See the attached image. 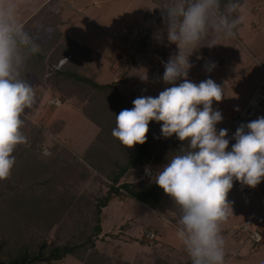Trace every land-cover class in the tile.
I'll return each mask as SVG.
<instances>
[{
  "label": "rangeland",
  "instance_id": "1",
  "mask_svg": "<svg viewBox=\"0 0 264 264\" xmlns=\"http://www.w3.org/2000/svg\"><path fill=\"white\" fill-rule=\"evenodd\" d=\"M42 1L15 0L20 21L35 13ZM74 1L53 0L54 7L58 4L67 7L69 11L64 14L62 9L56 13L53 4L43 5L37 18L39 24L36 22L38 26L26 29L33 32L34 35H30L33 39L36 37V42L39 41L40 51L29 57L22 72L23 78L33 85L35 93L34 104L22 114V132L30 144V137L37 134L39 127L51 128L44 145H39V155L31 151L27 157L33 164L46 163V158L59 150V144L63 141L74 152L81 153L99 130L76 106L82 99H88L90 94L85 93L87 90L81 91L73 81L66 79L59 71L52 70L50 65L56 66L61 59L65 62L69 60L65 65L67 69L77 68L82 74L100 82L116 80L121 91L126 94L134 93L137 97L157 96L164 88L171 86L161 78L164 72L162 61H167L170 55L178 51L177 45H171L167 50V45L164 44L162 49L158 48L151 33V28L156 27L159 33H163V38H166L163 21L165 10L160 7L164 0H158L157 4L152 0ZM147 8L151 9L150 12L156 19L142 18ZM239 14L243 17L242 24L234 29L232 36L218 35L210 30L189 56L191 67L187 79L199 83L209 77H223L220 85L227 90L220 101H213L216 109H226L231 99H234L235 104L243 103V99H250L255 83L264 75V0H240ZM150 23L151 27L142 28ZM137 24L139 26H134ZM48 26L53 27L51 32L46 31ZM145 31H149L148 39L154 43L150 47L143 44L145 49L138 48L136 41ZM123 37L128 38L129 48L123 44ZM209 62H215L211 71L206 68ZM232 79H236L238 83L228 84ZM80 93L84 97H80ZM234 114H224V123L219 122L216 127L226 128L229 117ZM58 119L65 121L64 126L57 122ZM162 123L163 121L154 120L149 122L148 132L153 138L160 137ZM45 149L47 155L44 154ZM65 159L61 155L57 160ZM57 160L49 161L50 172L54 177L58 176L55 173ZM65 166L63 178L68 185L71 181L69 158ZM150 168L155 171V168ZM51 182H45L41 177L33 184L26 179L17 182L20 188L16 192H21V196H28L25 193L31 189V192H36L33 194L34 199L51 201L54 208L61 209L62 213L51 224L53 227H49L47 222H38L37 219L31 222L33 226L31 223V226H23L25 232L17 240L28 254L22 259V263L28 262L31 257L35 260L37 249L43 246L41 242H61L62 234H66L63 227L74 221L75 210L69 202L71 193H65L66 196L61 194L62 188L58 181ZM260 185L252 187L234 180L233 187L227 194L226 199L230 202L229 215L219 226L224 240L225 264H264V243L250 238L253 229H257L264 238V188ZM101 216L102 233L97 237L96 245L106 250V264H133L137 258H143L141 264L152 263L156 259V254L153 253L155 242L175 248L174 262L187 260L189 257L185 248L182 250L184 246L176 235L178 228L160 213H152L151 209L140 202L128 199L123 203L113 199L108 207L102 208ZM238 229L245 234L241 239L235 236ZM73 234H70L71 239ZM39 258L36 264H86V255L78 258L71 253L53 259L46 255H40ZM113 258L117 262L111 261ZM22 263L21 260L9 262L0 256V264Z\"/></svg>",
  "mask_w": 264,
  "mask_h": 264
},
{
  "label": "clouds",
  "instance_id": "2",
  "mask_svg": "<svg viewBox=\"0 0 264 264\" xmlns=\"http://www.w3.org/2000/svg\"><path fill=\"white\" fill-rule=\"evenodd\" d=\"M163 21L168 43L178 51L164 64L162 80L170 87L157 96H138L133 107L115 116L112 135L126 146L147 140L150 121H163L161 135L173 134L187 141L166 164L145 173L170 194L180 208L176 235L191 264H225L220 223L229 215L226 199L233 181L255 187L264 179V115L241 123L228 146V130L216 125L223 120L213 101H220L224 89L211 77L193 82L188 77L189 56L211 30L232 36L243 17L240 0H164ZM163 39V33L157 34ZM40 51L18 17L15 0H0V179L11 174L14 150L27 138L22 132V114L35 101L33 85L22 76L30 56ZM65 63L61 59L55 66ZM215 62L206 65L208 71ZM180 81L176 83V81ZM47 155V149L44 150Z\"/></svg>",
  "mask_w": 264,
  "mask_h": 264
},
{
  "label": "trees",
  "instance_id": "3",
  "mask_svg": "<svg viewBox=\"0 0 264 264\" xmlns=\"http://www.w3.org/2000/svg\"><path fill=\"white\" fill-rule=\"evenodd\" d=\"M153 2L157 4L159 1L153 0ZM40 14L41 12L27 20L23 24L25 29L34 28L36 25L34 23L37 22ZM28 32L34 35L33 32ZM149 35V31L141 33L136 41L138 48L145 49L144 46L153 45L154 42L148 41ZM68 61L59 68L50 66L53 67L52 70L59 71L66 79L73 81L81 91L87 90L85 93L90 94L88 99H82V102L80 101L76 106L99 130L81 153L74 152L63 141L59 144V150H53L54 153L46 158V163L33 164L27 157L31 151L39 155L38 152L41 151L39 145H44L51 128L39 127L37 134L30 137V144L26 140L25 143L16 146L13 153L16 159L11 174L5 179H0V256L9 262L21 260L22 263V259L28 254L17 240L25 232L23 226H31L30 223L37 219L38 222L49 223L51 227V224L62 214L61 209L56 210L51 201L34 199L33 194L36 192H31V189L26 190L25 195L28 194V196L24 197L21 196V192H16L20 188L17 182L23 179L31 184L40 177L48 183L58 181L59 187L62 188L61 194L66 196L67 193H71L72 198L69 202L75 213L72 224L63 227V232L66 234H62L61 242L52 241L49 244L41 242L44 247L37 249L35 260L31 257L28 258V262L22 264H36V261L40 260V255L53 259L67 253L78 258L86 255V264L108 263L106 250L99 248L96 241L102 233L101 210L108 207L113 199L123 201V203L128 199L140 202L160 213L176 228L179 227L178 221L181 214L179 206L174 203L170 194L165 193L154 180L145 174V166L153 167L155 171L160 169L167 163L169 157L187 145V141L179 140L175 134L170 137L160 135L156 139L147 132V140L143 144L136 143L131 147L123 145L118 138L112 135V129L116 124L115 116L121 109L133 107L132 101L137 97L136 94H126L121 91L116 80L100 82L82 74L77 68L67 69L65 65ZM47 62L51 64L49 60ZM79 95L84 97L81 93ZM57 122H61L63 126L65 124L63 119H58ZM61 155L66 159L57 160ZM68 158L71 181L67 185L63 176ZM50 160L51 162L57 160L55 173L61 178L54 177L50 172ZM31 224L33 226V223ZM240 231H236V237ZM71 233H74L72 239ZM156 243L153 251L156 259L146 264H191L190 257L187 260L174 262L175 248ZM84 248L86 250H83ZM142 260L143 258H137L133 264H141ZM111 261L116 260L113 258Z\"/></svg>",
  "mask_w": 264,
  "mask_h": 264
},
{
  "label": "crops",
  "instance_id": "4",
  "mask_svg": "<svg viewBox=\"0 0 264 264\" xmlns=\"http://www.w3.org/2000/svg\"><path fill=\"white\" fill-rule=\"evenodd\" d=\"M153 1V0H152ZM74 2H78V0H75ZM55 3H57L56 1H55ZM55 3H53V0H43L42 1V3L40 4V7H39V9L35 12V13H33L31 16H29L28 18H26L25 20H23V21H21L23 24L27 21V20H29L33 15L35 16V14L37 15V13H39L40 12V9L41 8H43V5H46V4H53V8H54V10L56 11V13H59L60 11H61V9H62V12H63V14H64V12H67V11H69L68 9H67V7H65L64 5H62V4H58L57 6L55 5V7H54V4ZM71 4H74L72 1H71ZM65 8V9H64ZM67 9V10H66ZM150 8H147L146 10H145V12H144V14H143V16H142V18L143 19H151V20H154V19H156V16L155 15H152L151 14V12H150ZM147 14H149V15H147ZM44 18V17H43ZM38 23V22H37ZM36 23V25L38 26V24ZM153 23V22H152ZM152 23H150V24H148L146 27L144 26V27H142V28H149V27H151V25H152ZM240 24H242V22L240 23ZM134 26H139V24H137V25H134ZM47 28V27H46ZM50 28V29H49ZM51 28H53L52 26H48V28L46 29V31H48V32H51L52 30H51ZM54 28H55V26H54ZM124 29L125 28H129V27H123ZM145 29V30H146ZM152 29V36H153V38H154V42L155 43H157L158 44V48H162L161 46L164 44V45H167V47H166V50H167V48L169 47V46H171V45H174L175 47H176V44H173V43H168V41H166V38H163V39H158L157 38V34L159 33L158 32V29L156 28V27H152L151 28ZM43 30H45L44 28H43ZM148 41H149V39H148ZM217 84H219L220 85V81H222L223 80V77H218L217 79H215V78H212ZM259 82H260V80H258L256 83H255V85H254V87H253V92L255 91V89H256V87H257V85L259 84ZM236 83H238V81L236 80V79H232V80H230L229 81V83L228 84H232V85H234V84H236ZM170 85V84H169ZM231 88V87H230ZM224 89V91H226L227 90V88H223ZM253 94V93H252ZM251 94V95H252ZM251 97V96H250ZM248 100L249 99H243V103H239V104H235V102H234V99H231V101H230V104L226 107V109H222L221 107H218V109L221 111V113H222V116L224 115V114H227V113H229V114H233V113H236L238 110H240L241 108H243L244 106H245V104L248 102ZM235 106V107H234ZM261 115H264V112H259L258 113V115H257V117L255 118V119H257L259 116H261ZM224 121L225 120H222V121H220V123H224ZM219 124V123H218ZM217 124V125H218ZM238 185H240V184H238ZM241 186V185H240ZM242 187V186H241ZM260 187L261 188H264V182H263V184L262 185H260ZM243 188V187H242ZM252 189H254V188H252ZM251 189V190H252ZM150 210V209H149ZM151 212L152 213H155L156 214V212H153L152 210H151ZM102 219H103V216H102ZM262 222L264 223V218H262ZM239 230V229H238ZM252 231H257V229H253ZM252 233V232H251ZM260 233V232H259ZM261 234V233H260ZM245 234L242 232V231H240V233L238 234V238L239 239H241L243 236H244ZM262 235V234H261ZM235 236H236V234H235ZM250 238H251V234H250ZM263 243H264V238H263V241H262Z\"/></svg>",
  "mask_w": 264,
  "mask_h": 264
},
{
  "label": "built area",
  "instance_id": "5",
  "mask_svg": "<svg viewBox=\"0 0 264 264\" xmlns=\"http://www.w3.org/2000/svg\"><path fill=\"white\" fill-rule=\"evenodd\" d=\"M116 37H117V34H116ZM122 41L126 47L128 48L130 47V42L128 38L123 37ZM260 111H264V75L261 78L252 96L250 97L248 102L245 104V106L241 108L240 110H238V112L235 113L233 116H230L228 119L229 122L225 129L228 130V138L230 139V143L228 146L229 150H231V144L235 143V140L232 139V134L235 132L236 128L239 127L242 122L246 123L248 121L255 120V118L257 117ZM220 128H224V127L218 126L217 130H219ZM151 170L153 173H155L153 169ZM147 176L149 177V175ZM263 181L264 179H262L257 184V186L262 184ZM251 239L256 242L263 241L262 235L258 231H254L253 233H251Z\"/></svg>",
  "mask_w": 264,
  "mask_h": 264
}]
</instances>
